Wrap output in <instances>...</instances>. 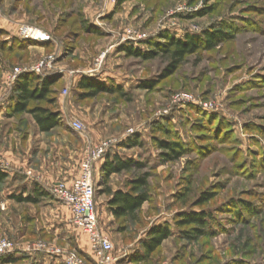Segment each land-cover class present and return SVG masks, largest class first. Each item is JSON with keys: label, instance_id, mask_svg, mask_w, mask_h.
I'll list each match as a JSON object with an SVG mask.
<instances>
[{"label": "rangeland", "instance_id": "obj_1", "mask_svg": "<svg viewBox=\"0 0 264 264\" xmlns=\"http://www.w3.org/2000/svg\"><path fill=\"white\" fill-rule=\"evenodd\" d=\"M0 24L14 34L27 26L49 37L10 48L9 33L0 30V170L8 173L0 186V242L46 245L0 255V264H63L50 248L98 264L89 237L49 187L71 183L87 146L109 139L119 142L111 154L143 165L112 176L110 188L127 190L148 175L150 198L134 216L119 219L102 187L96 189L114 264H264V0H0ZM129 29L140 39L123 41ZM208 30H223L228 39L187 56L172 73L170 57L145 61L126 52L128 46L148 51L150 41L165 43L167 34L184 39ZM49 56L56 61L44 76L56 80L50 97L62 121L40 133L29 113L12 112L15 84L8 78ZM86 77L120 91L86 97L79 88ZM182 93L191 100H178ZM71 120L85 131H75ZM134 137L143 145L127 147ZM178 138L186 154L164 161L157 141ZM36 185L48 192L38 203L15 199L34 197ZM204 193L214 197L197 206ZM242 202L248 208H238ZM201 211L213 215L212 228L185 239L182 230L190 228L177 220ZM164 225L172 237L138 262L151 229ZM10 256L16 261L4 263Z\"/></svg>", "mask_w": 264, "mask_h": 264}, {"label": "trees", "instance_id": "obj_2", "mask_svg": "<svg viewBox=\"0 0 264 264\" xmlns=\"http://www.w3.org/2000/svg\"><path fill=\"white\" fill-rule=\"evenodd\" d=\"M121 1L122 0H120V2ZM228 36L229 34L223 30H208L197 36L186 35L184 39H177L167 34L165 35V43L150 41L148 45L151 49L148 51H142L133 46H128L126 52L131 56L142 58L145 61L155 59L160 55L170 57L172 63L168 72L172 73L179 68L187 56L195 54L200 50H213L224 40H227ZM25 41L27 40L14 38L8 43L10 48H22L26 45ZM50 78L51 77H45L44 75H37L35 73L22 74L12 90V112L15 115L29 113L33 117L36 128L40 133L51 132L57 128L62 121L61 114L53 109L56 104V99L50 96L52 94L51 89L56 80ZM79 88L83 90L86 97L89 98H94L101 93L113 94L120 91L114 88V86L87 77L79 81ZM122 94L125 95L124 93ZM42 103H47L49 107H43ZM139 141V137H134L131 141H128L129 144H126V146L133 148L143 145ZM157 142L164 161L179 160L186 154V149L188 148L181 138L175 141L158 140ZM111 153L112 152H108L105 157L106 161L101 170L102 177L99 185L102 187V193L107 194L109 197V209L115 218L132 217L138 213L150 199L148 193L149 176L142 175L134 178L126 185L128 189L126 188L127 190L125 191H113L109 186L110 178L113 175L141 170L143 165L134 161L124 160L119 154ZM7 178L8 173L0 170V186ZM34 189V197H16L15 199L19 202L38 203L42 197L48 195V192L43 190L40 186L36 185ZM213 197L214 195L210 193L202 194L201 199L197 202V206L209 202ZM242 205L246 206V208L249 206L242 202L237 207L241 208ZM212 223L213 215L205 211L184 214L177 220V226L179 228H190L189 230H182V236L188 240H197L206 236L208 231L212 228ZM172 235L173 232L169 225L153 227L150 231L149 238L144 243L145 252L142 257L137 258V261H144L143 259L153 254L167 239L172 237ZM4 261V263H13L16 259L14 256H10L4 259Z\"/></svg>", "mask_w": 264, "mask_h": 264}, {"label": "built area", "instance_id": "obj_3", "mask_svg": "<svg viewBox=\"0 0 264 264\" xmlns=\"http://www.w3.org/2000/svg\"><path fill=\"white\" fill-rule=\"evenodd\" d=\"M116 1L117 0H106L109 4H115ZM18 35L22 40H34L40 43L49 41V37L46 34L27 26H22L19 29ZM136 37H138L137 34L129 29L126 31L123 41H136ZM55 61L56 58L54 56H49L30 68H17L11 72L8 79L14 85L22 74L35 73L37 75H44L47 73V69H51ZM71 74L74 75L73 72H71ZM68 93L69 87L64 90V94ZM176 97L178 100H191L189 94L182 93L178 94ZM70 125L79 133L85 131V126L79 121L71 120ZM118 143L116 139H109L96 145H88L86 148V156L80 165L78 177L71 183L61 182L49 187L52 195L70 208L74 216L73 223L78 228L82 229L89 237L91 248L98 260V264H114V258L112 257L114 245L103 232L99 223L96 204L97 180L95 177V165L97 162L103 160L107 153L115 148ZM27 174L31 176V172ZM18 249L23 251H42L46 249V245L37 243L32 247L19 248L6 240L0 242V255L21 251ZM49 251L53 255L62 258L63 264H85V262L74 253H66L58 248H50Z\"/></svg>", "mask_w": 264, "mask_h": 264}, {"label": "crops", "instance_id": "obj_4", "mask_svg": "<svg viewBox=\"0 0 264 264\" xmlns=\"http://www.w3.org/2000/svg\"><path fill=\"white\" fill-rule=\"evenodd\" d=\"M0 30H2V31H6L7 33H9V39H11L10 40V42L14 39V38H17V39H19V35H18V32H17V34H14V33H12L11 32V30H9V29H6L5 27H3V25H1L0 24ZM100 143V142H99ZM96 144H98V143H96ZM95 143L93 144V145H96ZM105 161H106V159L104 158L103 160H101V161H99V162H97L96 163V165H95V177H96V180H97V188H98V186H100L99 184H100V174H101V170H102V167H103V165H104V163H105ZM11 175V174H10ZM78 175V174H77ZM114 176V175H113ZM75 178H77V176H75L74 178H71V179H69V180H71V181H73ZM70 181V182H71ZM46 188H45V186L43 187V190H45ZM118 190H123V191H125V188H123V187H115V189H114V191L116 192V191H118ZM46 191V190H45ZM47 192V191H46ZM108 206V209H109V205H107Z\"/></svg>", "mask_w": 264, "mask_h": 264}]
</instances>
